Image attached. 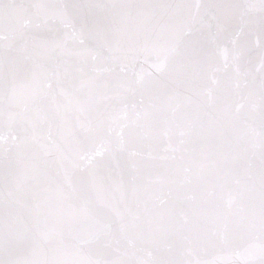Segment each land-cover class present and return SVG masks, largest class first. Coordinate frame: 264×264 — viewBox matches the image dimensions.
I'll use <instances>...</instances> for the list:
<instances>
[{
    "label": "snow or ice",
    "instance_id": "6c2138e0",
    "mask_svg": "<svg viewBox=\"0 0 264 264\" xmlns=\"http://www.w3.org/2000/svg\"><path fill=\"white\" fill-rule=\"evenodd\" d=\"M0 264H264V0H0Z\"/></svg>",
    "mask_w": 264,
    "mask_h": 264
}]
</instances>
